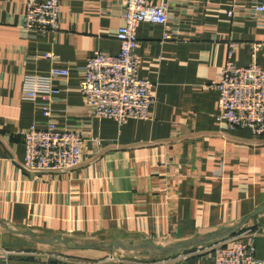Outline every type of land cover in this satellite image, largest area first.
Segmentation results:
<instances>
[{
  "label": "crops",
  "instance_id": "1",
  "mask_svg": "<svg viewBox=\"0 0 264 264\" xmlns=\"http://www.w3.org/2000/svg\"><path fill=\"white\" fill-rule=\"evenodd\" d=\"M204 1L172 0L176 39H163V25L138 27L139 75L155 83L157 100L150 119L120 124L92 115L80 81L96 50L119 53L122 1L60 0L54 33L25 27L27 0H0V264H148L111 260L114 250L86 245L179 243L219 231L230 234L224 242L241 238L264 258V211L254 214L264 205V136L220 119L211 86L230 41L247 44L234 54L237 65L252 62L250 43L264 39V19L229 16L230 0ZM47 52L71 69L56 82L53 116L85 138L82 165L61 173L24 165V133L45 127L46 117L42 99L20 93L26 74L49 73ZM257 62L264 68V49ZM218 244L190 246L157 264H212Z\"/></svg>",
  "mask_w": 264,
  "mask_h": 264
},
{
  "label": "built area",
  "instance_id": "2",
  "mask_svg": "<svg viewBox=\"0 0 264 264\" xmlns=\"http://www.w3.org/2000/svg\"><path fill=\"white\" fill-rule=\"evenodd\" d=\"M124 23L117 38L120 41L118 54H106L96 50L83 67L80 89L91 113L97 117L111 118L120 124L132 118L150 119L156 103L155 83L139 75L142 57L137 52L138 27L142 23L164 26L163 39H176L179 21L172 15V0H121ZM205 0L204 3H212ZM229 16L237 12L253 19H264V0H230ZM264 26V22H259ZM25 27L42 32L61 31L60 0H27ZM245 41L229 43L228 59L212 87L219 92L220 119H225L232 128L248 127L257 136H264V68L257 62L259 51L264 49V39L251 42L253 60L239 66L233 57ZM45 58L53 64L47 74H26L21 98L37 101L42 99V112L46 125H32L24 133L26 156L24 165L38 173H61L79 168L83 163L85 138L73 129L62 128L52 113V104L59 93L57 80L67 79L69 66L61 65V58L47 52ZM212 264H264V258L256 256V247L235 238L214 247ZM116 260L115 255L110 256Z\"/></svg>",
  "mask_w": 264,
  "mask_h": 264
},
{
  "label": "water",
  "instance_id": "3",
  "mask_svg": "<svg viewBox=\"0 0 264 264\" xmlns=\"http://www.w3.org/2000/svg\"><path fill=\"white\" fill-rule=\"evenodd\" d=\"M263 211H264V205L259 207L255 211L254 214H257V213H260ZM253 215H250L249 217H247V219L244 222H246ZM236 229H237V227L234 228L233 231H235ZM225 233H228V231ZM219 237L220 238L224 237V232L223 233L216 232V233H212V234H209L206 236L196 237L193 239L181 241L177 245H174V246L159 245V244H155V243L150 242V241L127 244L126 242H124L122 240H115L114 242L108 243V244L107 243H90V244H87L86 247H99V248H103V249H106L109 251H113L116 249H126V250L131 251V250H136L139 248H150L153 250H160L164 253L172 254V253H175V252L180 251L182 249L188 248L190 246L203 244V243L209 242V241L216 239V238H219Z\"/></svg>",
  "mask_w": 264,
  "mask_h": 264
},
{
  "label": "rangeland",
  "instance_id": "4",
  "mask_svg": "<svg viewBox=\"0 0 264 264\" xmlns=\"http://www.w3.org/2000/svg\"><path fill=\"white\" fill-rule=\"evenodd\" d=\"M219 233H223V231H219ZM230 238V234L224 233V237L213 239L207 243L210 246L214 244H218L219 242H224ZM146 241L153 242L159 245H166V246H174L177 245L178 242H170L168 239H149ZM146 241H138L134 243L146 242ZM131 244V243H128ZM115 254L116 260H125L129 262H138V263H159L165 259H168L170 256L175 255L174 253L168 254L164 253L160 250H153L150 248H139L136 250H126V249H117L113 251ZM177 253V252H175Z\"/></svg>",
  "mask_w": 264,
  "mask_h": 264
}]
</instances>
